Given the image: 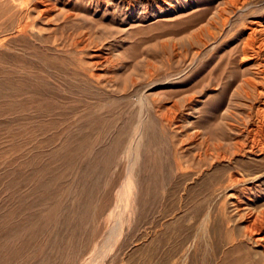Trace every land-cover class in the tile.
<instances>
[{
  "label": "rangeland",
  "instance_id": "374dc122",
  "mask_svg": "<svg viewBox=\"0 0 264 264\" xmlns=\"http://www.w3.org/2000/svg\"><path fill=\"white\" fill-rule=\"evenodd\" d=\"M233 1L0 0V264H264V179L230 177L264 161V0Z\"/></svg>",
  "mask_w": 264,
  "mask_h": 264
},
{
  "label": "bare ground",
  "instance_id": "6f19581e",
  "mask_svg": "<svg viewBox=\"0 0 264 264\" xmlns=\"http://www.w3.org/2000/svg\"><path fill=\"white\" fill-rule=\"evenodd\" d=\"M227 1L230 2L231 4H234V5L238 4L237 1H233V0H227ZM226 20H227V18L225 19V21ZM256 24H258V23L256 22ZM250 29H251V32L249 33V35L246 39V42L244 45V50H243L246 57H250V54H249L250 50L259 54L262 51V48L264 47V37L261 39H259L257 37L258 36L257 27L255 28V26H252ZM249 59H251V58H245L244 60H249ZM245 85H248L249 89L248 88L246 89ZM260 86H261V84L256 82L255 79L248 77V78L243 79V82L240 85V88L243 89V92H244L245 96L247 97V99L253 100V99L262 98V96H264V93H262L260 91V89H261ZM234 91H235V89H234ZM238 92H240V91H238ZM234 94H237V93H234ZM262 105L263 106H260L257 109H255V114L253 116L251 115V113L248 114V117L250 119L247 120L248 122L246 123V127H247L246 132H247V135H249V139H250L249 147H250L251 152L254 151L255 147H257V148H260L262 153H264V102ZM228 106L230 108V104H228ZM236 107H238V106H236ZM250 108H253V106L250 105ZM233 109H234V107H233ZM225 111H226L225 113L221 114V117H222V119L224 118V120H226V118H228V116H232V112L229 113L230 112L229 109H226ZM199 123L200 122H195V126H198ZM229 126L231 128L237 127L235 123H231V122L229 123ZM200 131L201 130H199L198 128L195 129V136L194 137L199 136ZM242 132H244V130H242ZM206 135L207 136L205 137L206 138L205 140H208L212 134L207 132ZM239 146L245 147V144L239 143ZM258 162L260 164L259 168L254 170V171H247L248 174L246 172L244 173L243 171L242 172L238 171V172H234V173L231 172L232 174H230L231 179H233V181L235 183H242L246 179L247 176L252 177L251 187L245 188L244 191H247V192H250L251 190H255V191L257 190L258 192H259V190L263 191L261 183H262V179H264V161H258ZM256 195H254L253 198L250 197L251 196L250 195L248 198V202H250V204L252 206H249V208L242 206L243 207L242 212H244V211H246V212L241 214V218L243 219L245 236L252 239L253 241H255L257 243H261L264 245V203H262L260 206H255ZM261 201H262V199H261ZM241 205H242V203H241Z\"/></svg>",
  "mask_w": 264,
  "mask_h": 264
}]
</instances>
